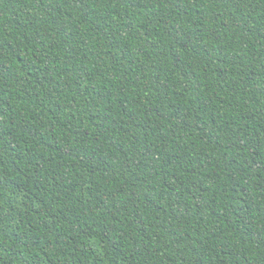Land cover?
Listing matches in <instances>:
<instances>
[{
    "label": "trees",
    "instance_id": "16d2710c",
    "mask_svg": "<svg viewBox=\"0 0 264 264\" xmlns=\"http://www.w3.org/2000/svg\"><path fill=\"white\" fill-rule=\"evenodd\" d=\"M0 264H264V0H0Z\"/></svg>",
    "mask_w": 264,
    "mask_h": 264
}]
</instances>
